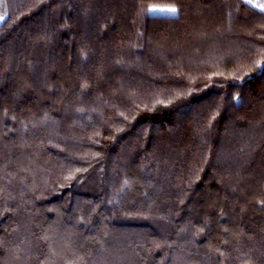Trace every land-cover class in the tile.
Listing matches in <instances>:
<instances>
[{"label":"trees","instance_id":"16d2710c","mask_svg":"<svg viewBox=\"0 0 264 264\" xmlns=\"http://www.w3.org/2000/svg\"><path fill=\"white\" fill-rule=\"evenodd\" d=\"M0 264H264V11L0 0Z\"/></svg>","mask_w":264,"mask_h":264},{"label":"snow or ice","instance_id":"6c2138e0","mask_svg":"<svg viewBox=\"0 0 264 264\" xmlns=\"http://www.w3.org/2000/svg\"><path fill=\"white\" fill-rule=\"evenodd\" d=\"M248 3H252V0H247ZM254 8H259L261 11H264V3H257V4H252ZM150 11H170L175 13L177 10L175 8H170V9H156L152 8Z\"/></svg>","mask_w":264,"mask_h":264},{"label":"rangeland","instance_id":"374dc122","mask_svg":"<svg viewBox=\"0 0 264 264\" xmlns=\"http://www.w3.org/2000/svg\"><path fill=\"white\" fill-rule=\"evenodd\" d=\"M257 3H264V0H252V4H257ZM156 9H170L167 7H154ZM157 12H161V13H167V14H171L173 12L170 11H157Z\"/></svg>","mask_w":264,"mask_h":264}]
</instances>
